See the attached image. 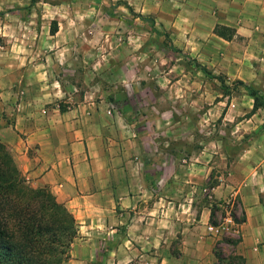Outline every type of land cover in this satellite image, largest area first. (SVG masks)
Here are the masks:
<instances>
[{
    "label": "crops",
    "instance_id": "1",
    "mask_svg": "<svg viewBox=\"0 0 264 264\" xmlns=\"http://www.w3.org/2000/svg\"><path fill=\"white\" fill-rule=\"evenodd\" d=\"M110 1L152 17L175 48L197 52L213 74L264 97V0ZM0 14V143L27 182L47 187L74 217L77 234L63 264H264V109L253 110L247 90L219 95V131L228 140L205 153L197 133L194 140L173 134L177 125L187 129V113L165 127V109L125 105L137 94L114 107L110 97L70 89L73 73L89 71L92 52L107 50L75 39L73 20L84 13L57 12L54 34L35 12ZM216 26L235 36H217ZM136 65L133 77L149 79ZM163 97L179 99L184 112L190 103L199 126L200 92ZM230 197L239 236H213L208 226Z\"/></svg>",
    "mask_w": 264,
    "mask_h": 264
},
{
    "label": "rangeland",
    "instance_id": "2",
    "mask_svg": "<svg viewBox=\"0 0 264 264\" xmlns=\"http://www.w3.org/2000/svg\"><path fill=\"white\" fill-rule=\"evenodd\" d=\"M18 3L23 5L20 6ZM22 10L28 13L35 12L39 20L49 23L50 30L55 26L52 22H56L54 16H58L57 12L84 13L85 16L76 15L73 20L72 26L76 28L75 39L89 47L99 43L106 46L104 57L92 52L89 62L91 66L89 71H86V75L83 70L73 73L74 77L68 82L70 89L76 94L83 95L86 92L102 94L106 98H111L110 102L114 107L120 106L123 99L127 100V95L131 97L137 94L134 96L136 99L133 100V104L129 99L125 105L140 106L139 108L145 106L151 108V112L156 105L165 109L166 114L162 118L165 127L170 122H179L182 114L187 113V129L180 131L179 128L176 129L179 127L177 125L173 134L177 136L186 131V134L194 140V135L197 133L203 140L205 153L206 148H210L208 153L211 152L210 150L216 147V142L228 140L225 131H219L220 115L224 106L219 105V108L215 105L221 100L219 95L226 96L239 89L245 90L243 86L236 82L228 83L222 74H215L221 76V81L208 78L196 65L204 64L198 58L197 52L180 49L173 51L169 33L161 29L158 24L157 29L150 26L148 21L137 17L139 13L135 12L130 4L126 2L117 4V1L110 0H40L34 4H31L30 0L26 3L25 0H0L1 13ZM1 18L3 15L0 14ZM149 20L154 21L152 17H149ZM60 22L67 23V19H60ZM99 60H101L100 66ZM147 61H152L151 68H147ZM136 62H140V71L148 74L149 79L137 80L133 77V73H136ZM203 66L212 72L210 66L206 64ZM164 70L169 75L168 80L163 79ZM182 75L187 77L182 82H176ZM181 88L187 91L196 89L202 94V113L197 117L199 126L196 129L195 113L190 103L187 105L188 112H184L180 110L179 99L163 97L165 91L179 92ZM151 93L155 96V100L151 98ZM95 100L100 101L98 97ZM155 138L157 141H163L166 137L159 133Z\"/></svg>",
    "mask_w": 264,
    "mask_h": 264
},
{
    "label": "trees",
    "instance_id": "3",
    "mask_svg": "<svg viewBox=\"0 0 264 264\" xmlns=\"http://www.w3.org/2000/svg\"><path fill=\"white\" fill-rule=\"evenodd\" d=\"M37 1L40 0H30V3ZM136 16L154 26L148 17ZM55 31L54 26L50 32ZM214 33L225 40L235 36L234 30L224 26H216ZM171 49L179 51L173 45ZM196 65L208 78L222 80L206 67ZM236 84L243 86L253 98V110L264 109V97L258 90L240 81ZM76 234L75 219L67 208L47 187H32L0 143V264H63Z\"/></svg>",
    "mask_w": 264,
    "mask_h": 264
},
{
    "label": "built area",
    "instance_id": "4",
    "mask_svg": "<svg viewBox=\"0 0 264 264\" xmlns=\"http://www.w3.org/2000/svg\"><path fill=\"white\" fill-rule=\"evenodd\" d=\"M221 206L224 208L223 216L216 224L208 226V231L213 236H219L221 234H228L232 236H239L240 225L235 219L236 216V202L233 197H230L221 202Z\"/></svg>",
    "mask_w": 264,
    "mask_h": 264
}]
</instances>
